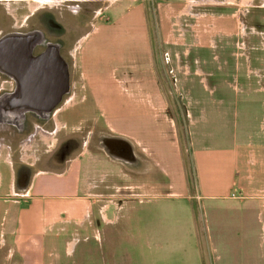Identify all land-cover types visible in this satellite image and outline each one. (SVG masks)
I'll use <instances>...</instances> for the list:
<instances>
[{
  "label": "rangeland",
  "instance_id": "rangeland-1",
  "mask_svg": "<svg viewBox=\"0 0 264 264\" xmlns=\"http://www.w3.org/2000/svg\"><path fill=\"white\" fill-rule=\"evenodd\" d=\"M168 1L0 0V32L10 31L25 21L29 27L40 23L39 17L46 11L65 30L68 47L79 46V51L71 56L73 92L57 108V125L61 121V129L54 134V125L47 122L41 125L42 129H28L15 136L18 140L12 144L13 153L18 157L20 141L34 135L41 137L44 129L53 135L43 132L47 136L42 135L34 149L49 164H64L88 147L90 154L85 153V157L90 156L96 165L90 167L91 204L85 222L68 224L69 230L58 235L56 230H37L31 236L20 237L19 243L1 244L0 252L18 246L25 253L0 256V264H229L225 233L215 232L218 225L212 219L219 206L210 203L220 202L199 195L204 194L202 182L210 179L214 171V156L221 149L232 148L234 133L240 140L253 138L256 146L264 149V0H173L169 5ZM111 4L112 8L99 14L101 8ZM137 4L145 10L155 70L163 98L179 129V146L189 182L186 193L181 187L173 193L164 176L156 172L144 176L162 181L152 194L141 196L135 192L133 197L129 191L114 192L111 186L115 183H129L130 170L127 161L111 155L102 143L104 132H111L104 125V117L101 121L79 123V127L66 125V118L76 107H97L90 89L83 87L81 68L75 67L76 61L80 62L81 44L87 45L91 35L88 39L83 37L95 26L113 23L117 11ZM34 11L38 14L30 16ZM131 49L125 47L127 53ZM199 68L203 73L198 72ZM116 94L115 103H120L116 107H132L126 96L117 91ZM200 108L207 110L203 113ZM224 111L229 118L225 119ZM128 124V117H118L117 127L127 130ZM169 149L172 162L177 161L173 149ZM197 154L211 158L205 169L203 160H199V166ZM18 172V178L28 174L29 166L21 165ZM106 174L110 176L103 186L100 179ZM111 200L107 214L115 221L105 223L102 206ZM211 233L216 234L215 240ZM1 237L0 234V243Z\"/></svg>",
  "mask_w": 264,
  "mask_h": 264
},
{
  "label": "crops",
  "instance_id": "crops-1",
  "mask_svg": "<svg viewBox=\"0 0 264 264\" xmlns=\"http://www.w3.org/2000/svg\"><path fill=\"white\" fill-rule=\"evenodd\" d=\"M170 2L173 0L167 4ZM113 6L101 8L99 14ZM141 6L137 4L127 10L121 8L113 23L95 26L83 37L84 40L91 35L87 45L81 44L80 62L75 55V67L81 68L83 87L90 89L97 107H73L75 109L72 108V115L66 118V125L74 128L79 123L94 122L95 119L101 121L100 118L104 117V125L111 132H104L103 139L107 137L127 142L129 159L121 156L118 159L128 162L129 183H115L111 186L114 192L129 191V196L133 197L135 192L141 196L152 194L162 181L155 177L144 179V176L155 175L156 172L164 176L173 193H176L175 188L180 187L186 193L189 182L184 155L179 146V129L163 98L146 13ZM107 42L108 46H104ZM126 46L132 47L128 53ZM78 49V45L71 47L72 55ZM198 72L201 74L203 70L199 68ZM116 91L120 96H126L132 107H116L120 105L115 103ZM200 110L205 113L207 109ZM224 113L225 119L229 118V114ZM234 113L237 115L236 110ZM190 116L196 121L194 115ZM118 117H128L127 130L117 127ZM61 124L60 121L57 125L56 119L52 128L54 134L61 129ZM43 132L50 131L43 129L41 137L34 135L20 141L18 157L13 153L12 143L0 138V248L8 241L19 243L20 237L31 236L37 230L42 233L56 230L58 235L69 230L68 224L84 223L90 214L92 186L89 175L90 167L96 165L92 164L90 156L85 157V153L90 154L89 148L64 164H49L34 149L38 141L41 142L42 135L47 136ZM50 133L53 135V132ZM232 137V148L221 149L220 154L214 156L211 163L214 164V171L210 173V179L202 182L204 194L199 196L220 202L210 203L219 206L214 211L216 218L212 219L216 227L220 226L215 232L220 235L225 233V256L229 257V264H264V241L260 240L264 236V149L256 146L258 144L253 142V138L240 140L236 133ZM170 147L177 156L175 162L171 160ZM199 160L205 162L203 169L208 166V160L211 162L210 157L197 154L200 167ZM21 165H28L29 173L18 178ZM108 176L106 174L104 179H100L103 186ZM120 199H124L123 196ZM112 202H105L102 206L101 218L105 223L115 221L107 214ZM222 205H226V208L222 209ZM210 236L215 240L216 234L211 233ZM15 252L24 254L25 250H20L18 246L8 248L7 252H0V256H13Z\"/></svg>",
  "mask_w": 264,
  "mask_h": 264
},
{
  "label": "water",
  "instance_id": "water-1",
  "mask_svg": "<svg viewBox=\"0 0 264 264\" xmlns=\"http://www.w3.org/2000/svg\"><path fill=\"white\" fill-rule=\"evenodd\" d=\"M42 36L43 32L36 30L12 32L0 38V71L10 72L21 84L6 100L1 99L0 104H8L9 112L19 117H25L28 112L41 115L52 112L69 90V69L59 46L50 44L41 54H33ZM107 149L111 155L120 157L111 147Z\"/></svg>",
  "mask_w": 264,
  "mask_h": 264
},
{
  "label": "flooded vegetation",
  "instance_id": "flooded-vegetation-1",
  "mask_svg": "<svg viewBox=\"0 0 264 264\" xmlns=\"http://www.w3.org/2000/svg\"><path fill=\"white\" fill-rule=\"evenodd\" d=\"M45 13L40 15V23L34 24L32 26H27L26 21L21 25H15L10 31L7 32H0V38L6 34L12 32H21V33H28L36 30H40L43 32V36L40 41L34 46L33 54L39 55L42 52L46 51L50 44H56L59 46L61 55L63 56L64 60L66 61L69 69V84L71 83V71L73 63L71 61L72 50L71 47H68L67 42L65 40V30L61 27L59 28L58 25L55 23L56 19L51 13ZM38 12H33L30 16H35ZM28 20V18H27ZM45 22V23H44ZM41 81H35V83L39 84ZM42 83V82H41ZM40 83V84H41ZM21 84L10 74V72L0 71V100H6L12 93H14ZM72 86H69V90L63 95V98L60 103H58L55 109L45 115H41L38 113L28 112L25 117H19L15 113L9 112V105L8 104H0V138H4L5 141H10L14 144L15 136H19L20 134L27 133L28 129L37 130V128H41V125L44 122L52 123L53 125L56 124V119L59 117L58 107L62 104V101L68 94H71ZM45 120V121H43ZM12 130V132H11ZM14 132V133H13ZM10 134V136H9ZM18 140V139H17ZM103 144L106 147H111L114 153L122 156L126 160L129 159V146L127 142H123L117 139L112 138H104Z\"/></svg>",
  "mask_w": 264,
  "mask_h": 264
},
{
  "label": "built area",
  "instance_id": "built-area-1",
  "mask_svg": "<svg viewBox=\"0 0 264 264\" xmlns=\"http://www.w3.org/2000/svg\"><path fill=\"white\" fill-rule=\"evenodd\" d=\"M233 196H235V194L233 193Z\"/></svg>",
  "mask_w": 264,
  "mask_h": 264
},
{
  "label": "bare ground",
  "instance_id": "bare-ground-1",
  "mask_svg": "<svg viewBox=\"0 0 264 264\" xmlns=\"http://www.w3.org/2000/svg\"><path fill=\"white\" fill-rule=\"evenodd\" d=\"M191 1V0H190Z\"/></svg>",
  "mask_w": 264,
  "mask_h": 264
}]
</instances>
